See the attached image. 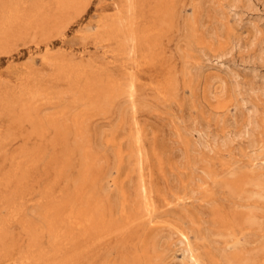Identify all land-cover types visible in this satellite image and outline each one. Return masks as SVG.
Listing matches in <instances>:
<instances>
[{"label":"bare ground","instance_id":"obj_1","mask_svg":"<svg viewBox=\"0 0 264 264\" xmlns=\"http://www.w3.org/2000/svg\"><path fill=\"white\" fill-rule=\"evenodd\" d=\"M89 2L90 0H45L44 3L37 6L38 9L22 13L24 11L20 12L19 10L21 0H0V47L12 34L13 24L16 26L22 24L25 29L38 31L58 27L57 29L60 31L72 18L80 15L87 8ZM40 7L44 9L42 8V10ZM114 8V13L106 16L98 26L100 35L103 36L100 40H104L105 45L113 44L114 50L119 53L126 49L128 40L131 41V49L138 50L143 45L150 52L164 36L165 31L170 28L175 14V0H119L114 4ZM24 15L28 16L23 18ZM49 50L50 47L46 44L44 52L48 53ZM61 61L63 62V60ZM73 64L61 67L53 77L55 83L61 82L64 86L67 85L68 92L74 93V89H78L70 101L72 105L84 99L81 97V93L85 94L84 97L86 96V100H88L87 108L81 112H71L72 114L69 115L71 117L67 116V106L53 110V113L45 117L44 123L40 117L32 118L30 116L27 109L34 111L41 104L61 100V92L60 94L48 93L38 82L32 89L23 88L19 94L15 92L18 94L16 99L8 97L9 95H7L8 99L6 97L8 102L6 104L9 105L5 108V112L16 113L11 115L13 124L16 122L19 125L22 121H26L30 128L28 127L27 133L21 134L22 146L16 151L14 158L11 156L13 160L17 159L14 166L9 172L4 173V171L0 177V191L13 185V191L9 192V195L0 194L1 209L8 208L11 203H14V199L24 188L21 183L27 180L31 171L37 168L45 155L47 148L44 147L42 141L48 127L53 129L54 138L50 141L53 152L49 154L47 162L51 164L58 159L54 154L56 147L60 146V152H62L61 158L58 159L57 177L63 176L64 170L72 165L71 158L75 152L80 154L82 161L80 166L83 169L79 171L80 175L76 178H70L72 181L68 182L65 192L64 190L60 191L58 197H53L51 190H43L38 192V197L34 196L36 198L30 195L26 198V201L30 202L27 214L25 211V214H22L15 210L19 213L16 222L27 238V250L21 254L17 264H86L85 255L92 252L91 245L95 239L109 236L111 233H114L118 238L117 246L124 247L129 243V250L121 254L122 264H171L169 260L172 259L173 252L178 249L182 251V255L186 259L185 264H264V174L261 171L264 168V152H261L259 149L261 145H258L254 138V132L260 128L262 121L257 116L255 103L249 98H244L245 95L241 92L239 82L233 80L230 95L234 93L236 97H239L241 94V98L238 100L244 111V122L237 131L231 134L224 133L220 136L218 143L219 146H222L237 136L246 138L247 142L244 141L247 148L250 149L247 150L250 156V168L245 165L236 168L234 164H227L223 161H218L216 164L215 158L210 156L215 138L207 140V134L198 129L191 130V132L198 133V136L193 139V145L191 142L189 144L186 138V135L189 136L187 131L180 128L174 129V135L183 143V146L178 148V152H175L173 148L167 147V143L162 142L163 139L157 138L159 135L148 136L147 130L138 125V121L131 115V117L129 116L130 122L126 120L129 123L126 137H124L127 138V149L124 150L122 146L114 142L116 141L114 138L109 139V142L110 147L115 148L116 169L119 171L121 167L122 150H124V157L127 156L128 176L130 177V174L134 173L136 177L134 176L135 179L131 183V192H126L124 186H119V214L115 218L109 216L112 218L110 219L106 216L104 203L99 202L93 194V183L85 181V171H87L85 167L95 173L94 167L96 164L100 165L97 161L102 156L98 154L97 161L92 160L90 149L93 147L90 148L88 143L86 145L82 143L84 142L82 132H84L85 120L89 121V115H92L90 113L98 110L99 96L104 100H115L116 97L126 95L130 99L134 97L135 80L131 76H128L129 78L123 82L108 76L107 78L99 76L96 79H91V77H87L86 71L84 76L81 75L80 71L83 69L80 65L74 66ZM225 72L232 73L228 69ZM256 77L258 78L256 79ZM81 79H84L83 86H77ZM164 84L162 88L166 90L164 87L166 84ZM246 89L250 93L263 95L264 74H252L251 82ZM13 105L17 109H14ZM130 106L132 107V104ZM125 108L124 111L127 109ZM101 112L103 113V111ZM67 120H70V124L66 123ZM51 132L50 134H52ZM69 133L72 135V145L68 146L66 142ZM191 136L192 134H190ZM32 137L38 138L39 141L37 145H31V148L27 143ZM190 137H188L189 140ZM64 176L63 178H65ZM117 176L119 177L118 174ZM97 177V174H93L92 181L95 182ZM169 177L172 178L171 183H169ZM105 180L106 178L103 182H106ZM161 181L165 184H162ZM69 184H71L70 188ZM187 192L195 193L209 203L210 218L216 227L215 233L223 241V245L217 247L216 250L206 246L201 250H195L196 247L187 245V233H196L198 231L196 228H199L198 212L190 210V208L183 206L177 209L174 215H167L168 212H171L169 207L164 211L168 217L164 215L165 217L158 220L162 224L157 223L158 225L149 226L153 216L156 215L154 212L157 201L163 202L164 200L168 207L171 202L168 198H173L178 200L176 205L182 204L180 199H183ZM107 195L109 196V194ZM43 237H46L47 246L45 247L47 249L43 246L41 239ZM6 239L4 222L1 221L0 249L6 243ZM180 244L184 246L182 247Z\"/></svg>","mask_w":264,"mask_h":264},{"label":"rangeland","instance_id":"obj_2","mask_svg":"<svg viewBox=\"0 0 264 264\" xmlns=\"http://www.w3.org/2000/svg\"><path fill=\"white\" fill-rule=\"evenodd\" d=\"M118 1L90 0L87 8L80 15L72 18L66 27L60 31H58V27L38 31L25 29L22 24L19 26L13 24L12 34L0 47V141L3 139L0 144V177L4 171V173L9 172L14 166L13 164L17 159L13 160L12 157L14 158L16 151L22 146L21 134L27 133L30 128L26 121H22L19 125L16 122L13 124L11 115L16 113L8 114L5 112V108L9 105L6 104L8 103L6 101L7 95L16 99L21 89H32L36 82L41 83L43 90L48 93L60 94L61 92L59 102L41 104L34 111L27 109L32 118L40 117L44 123L46 116L61 107H68L67 116L87 108L88 100H86V96L84 97L85 94L81 93V97L85 100L82 99L72 105L70 101L78 89H74V93H71L68 92L67 85L54 82L53 77L56 76L57 70L63 66H72V63L74 66L80 65L83 69L80 71L81 75L84 76L86 71L87 77L89 76L91 79H96L99 76L107 78L108 76L123 82L131 76L135 80L134 97L130 99L126 95L116 97L115 100H104L99 96L97 100L98 110L90 113L92 115H89V121L86 122L85 120L84 132H82L84 139L82 143L85 145L88 143L90 148L93 147L90 149L92 160L97 161L98 154L102 156L97 161L100 165L96 164L94 167L96 171L100 168L99 171L92 173L93 170L89 171L85 167V170L89 171V174L85 171V181L93 183L95 198L104 203L106 216L112 218L119 214V188L124 186L126 192H131V183L136 177L134 173L130 174V177L128 176L127 156L124 157V150L127 149V138L124 137H126L129 124L127 122H130L129 116L131 117V115L138 121V125L147 130L148 136L159 135L160 137L157 136V138L163 139L162 142L167 143V147L173 148L175 152H178V148L182 147L183 143L174 135V129L180 128L185 132L187 131L189 136L186 135V138L192 145L194 144L193 139L198 136V133L196 131L191 132V130L198 129L207 134V140L212 137L215 138L210 156L215 158L216 164L218 161H223L227 164H234L236 168L241 165L248 167L250 160L248 151L250 149L247 148L246 138L237 136L222 146H219L218 143L220 136L224 133L231 134L237 131L244 122V111L238 100L241 98V94L239 97H236L234 93L230 95L232 82L237 80L241 92L245 95L244 98H249L257 106V116L262 121L261 126L263 125V127H257L259 129L255 130L254 138L257 144L261 145L259 148L261 152H264V94L250 93L246 89L251 82L252 74H264V0H175V14L170 28L165 31L164 36L162 35L163 37L157 42L156 47L154 46L150 52L143 45L138 50H134L131 49V41L128 40L126 49L120 53L114 50L113 44L105 45L106 42L100 40L103 36L100 35L98 27L106 16L114 13V4ZM44 2L45 0H21L19 10L20 12L24 11L22 13H28L30 10L38 9L37 6ZM42 8L40 7V9ZM26 16L28 15H24L23 18ZM46 44L50 47L48 53L44 52ZM218 54L220 55L218 56ZM226 69L231 70L232 73L225 72ZM83 82L84 79H81L77 86H83ZM163 84L167 91L163 90ZM129 103L132 104V107ZM13 108L17 109L15 105ZM132 111L133 113L136 111V113L133 114ZM67 121L66 123L70 124V120ZM86 125L88 126L86 127ZM45 132L47 133H45L42 141L44 147L47 148L45 155L37 168L31 171L27 180L21 183L24 188L18 194L19 196L14 199V203H11L8 208H0V222H4L7 238L6 243L0 249V264L19 263L21 254L27 250V238L16 222L19 213L23 214L24 211L26 214L28 213L30 202H27L26 198L29 195L36 198L39 196L38 192L43 190H51V195L58 197L60 191L64 190L65 192L68 182L72 181L70 178H76L80 175L79 171L83 170L80 166L82 164L80 154L75 152L71 158L73 166L67 167V170L65 169L63 172V176L66 174L65 178L63 176L57 177L58 159L61 158L62 152H60V146L56 147L54 154L58 159L51 164L47 162L49 154L53 152L50 141L54 138V131L48 127ZM70 134L67 135L66 143L68 146L69 144L72 145V135ZM190 134H192L191 137ZM188 137L190 140L192 138V141ZM111 138L116 139L114 142L124 149L122 150L123 162L119 171L116 169L115 148L110 147L109 139L111 140ZM45 139L47 140L45 141ZM38 141V138L32 137L27 144L30 147L31 145L35 146ZM94 149L95 151H93ZM85 160L87 162L86 155ZM177 160L179 159L177 158ZM261 171L264 174V168ZM93 174L98 175L95 182L91 178ZM105 178L106 182H103ZM169 179V183H171L172 178L169 177ZM161 183L165 184L162 181ZM68 187L70 188L71 184ZM12 191L13 185H9L6 190H1L0 194L9 195L8 193ZM110 192L113 193L110 194ZM106 193L111 196L109 197ZM168 199L171 201L168 207L164 200L163 202H156L154 212L156 215L153 216L149 226H154L157 223L162 224L158 222L160 218L168 214L174 215L177 209L184 206V208L198 212L199 216V228H196L198 231L187 233V245L196 247L195 250H201L204 246L216 250L217 247L223 245V241L215 233L216 227L210 218L207 201L195 193L188 192L183 199H180L182 204L179 203L178 206L176 205L178 200ZM114 202L116 203L114 204ZM169 207L171 212L166 215L164 211ZM10 232L11 234H9ZM9 236L10 238H8ZM45 238L41 239L44 248L47 249ZM117 239L114 233L95 239L91 245L92 252L85 255L86 264H122L121 254L124 251L127 252L130 246L129 243L125 244L124 247L117 246ZM77 250L80 251V249ZM103 254L104 256H102ZM169 261L171 264H185L186 259L183 257L182 251L178 249L173 252L172 259Z\"/></svg>","mask_w":264,"mask_h":264}]
</instances>
